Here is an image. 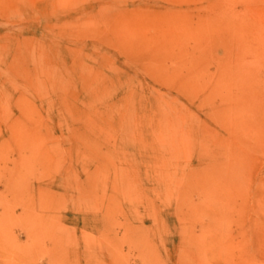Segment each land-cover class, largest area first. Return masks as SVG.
Masks as SVG:
<instances>
[{
    "label": "rangeland",
    "instance_id": "374dc122",
    "mask_svg": "<svg viewBox=\"0 0 264 264\" xmlns=\"http://www.w3.org/2000/svg\"><path fill=\"white\" fill-rule=\"evenodd\" d=\"M0 264H264V0H0Z\"/></svg>",
    "mask_w": 264,
    "mask_h": 264
},
{
    "label": "bare ground",
    "instance_id": "6f19581e",
    "mask_svg": "<svg viewBox=\"0 0 264 264\" xmlns=\"http://www.w3.org/2000/svg\"><path fill=\"white\" fill-rule=\"evenodd\" d=\"M172 40H173V39H172ZM173 43H174V42H173ZM175 62H176V61H175ZM97 89H98V88H97ZM92 90H93V89H92ZM95 91H96V90H95ZM92 92H93V91H92ZM93 95H94V94H93ZM96 95H97V94H96ZM96 95H95V96H96ZM90 118H91V117H90ZM169 129H170V128H169ZM95 146H96V145H95ZM93 150H94V149H93ZM97 151H98V150H97ZM95 152H96V151H95ZM98 153H99V152H98Z\"/></svg>",
    "mask_w": 264,
    "mask_h": 264
}]
</instances>
